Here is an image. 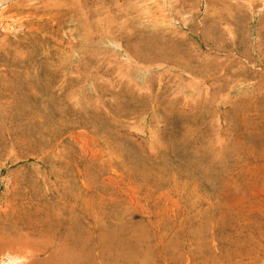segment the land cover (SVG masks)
<instances>
[{
	"label": "rangeland",
	"instance_id": "1",
	"mask_svg": "<svg viewBox=\"0 0 264 264\" xmlns=\"http://www.w3.org/2000/svg\"><path fill=\"white\" fill-rule=\"evenodd\" d=\"M0 1V246L264 264V0Z\"/></svg>",
	"mask_w": 264,
	"mask_h": 264
},
{
	"label": "bare ground",
	"instance_id": "2",
	"mask_svg": "<svg viewBox=\"0 0 264 264\" xmlns=\"http://www.w3.org/2000/svg\"><path fill=\"white\" fill-rule=\"evenodd\" d=\"M9 1V0H8ZM80 1V0H79ZM1 2V1H0ZM7 1H5V3H6ZM12 2V1H11ZM80 3V2H79ZM78 3V4H79ZM2 4V3H1ZM4 4V3H3ZM12 5V4H11ZM79 5H81V4H79ZM2 6V5H1ZM0 6V7H1ZM5 6V5H4ZM7 6V5H6ZM3 7V6H2ZM81 7V6H80ZM78 8V7H77ZM93 9V8H92ZM1 10H2V8H1ZM9 11V10H8ZM87 11H89V10H87ZM5 12H6V10H5ZM95 12V11H94ZM3 13V12H2ZM6 14V13H5ZM4 16V15H3ZM4 23V22H3ZM7 213V212H6ZM7 243V242H6ZM4 244L3 246H0V264H11V261L9 260L10 258H9V256H10V254H17V255H19V256H21L22 258H23V261H24V263L23 264H38V263H35L34 261H32V259H31V256L28 254V253H25V252H23V251H21V250H18V249H13L14 248V246H13V244H10V243H8V244ZM9 252V253H8ZM39 252H41V251H39ZM39 254V253H38ZM38 254H36V255H38ZM90 257V255L86 258V259H88ZM20 258V257H19ZM18 258V259H19ZM75 258H76V260H77V263H68L67 261H65V263L64 264H86L85 263V261L83 260V259H80L78 256H76L75 255ZM14 260H15V258H14ZM36 260V259H35ZM39 262V261H38ZM13 264V263H12ZM17 264V263H16Z\"/></svg>",
	"mask_w": 264,
	"mask_h": 264
}]
</instances>
